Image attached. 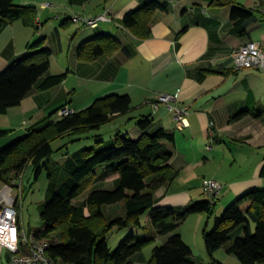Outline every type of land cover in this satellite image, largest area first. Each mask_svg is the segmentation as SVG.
I'll use <instances>...</instances> for the list:
<instances>
[{
    "label": "crops",
    "instance_id": "obj_1",
    "mask_svg": "<svg viewBox=\"0 0 264 264\" xmlns=\"http://www.w3.org/2000/svg\"><path fill=\"white\" fill-rule=\"evenodd\" d=\"M38 1L41 10L40 13L37 10L36 19L40 27L38 38L33 28L24 26L20 20L5 23L0 33V72L27 55L31 51L29 44L43 38L42 46L51 51L49 73H66V76L53 87L34 89L19 105L0 114V129L11 130L0 137V149L14 141L17 134L23 136L29 128L59 119L57 111L62 107L79 111L98 97L128 94L132 110L89 133L99 135L102 141L97 146L112 139L104 138L106 133H122L121 129L137 139L142 133L137 126L141 116L152 120L146 130L148 133L159 129L173 132L174 142L165 145L172 150L170 164L178 175L156 190V206L185 207L205 200L200 182L206 177L222 184L217 204L232 201L252 187H264L261 174L264 164V71L235 69L232 57L233 51L243 43L264 41V16L259 10L261 0H250V4L234 0L253 10L257 17L243 35L232 32L229 3L170 0L167 10L157 9L150 15L147 36L138 35L145 29L135 34L122 24L124 15L146 0H87L83 4H70L67 0H14L21 5H35ZM47 2L49 5L44 7ZM47 10H52L49 13L52 16ZM105 11L110 20L96 28L85 27L71 19L75 14L94 17ZM49 17L54 20L47 30ZM101 33L114 36L121 49L91 61L78 60L79 44ZM65 41L68 43L64 44ZM219 67L222 72L212 71ZM163 94H177L175 103L187 109L188 126L182 130L176 128L167 104L159 102L157 107L152 106ZM65 157L56 161L62 163ZM116 178V174L111 175L100 180L97 186L112 188ZM120 209L121 204L107 206L109 212ZM211 217L206 221V228ZM179 233L190 246L195 264H211L214 260L227 264L225 259L241 264L223 247L212 256L206 254L205 257L203 253L197 256L193 244ZM242 234V227L231 232L232 237ZM168 236L163 237L164 242ZM6 252L0 246L1 264H4ZM149 257L142 249L134 253L130 261L147 264ZM206 258L212 262H205Z\"/></svg>",
    "mask_w": 264,
    "mask_h": 264
},
{
    "label": "trees",
    "instance_id": "obj_2",
    "mask_svg": "<svg viewBox=\"0 0 264 264\" xmlns=\"http://www.w3.org/2000/svg\"><path fill=\"white\" fill-rule=\"evenodd\" d=\"M67 1L83 4L87 0ZM217 2L231 5L233 33L245 34L247 26L257 19L253 10L234 0ZM169 3L170 0H146L129 10L122 24L135 34L145 29L138 35L147 36L150 15L157 9L167 10ZM36 19L35 5L0 0V33L6 22L15 20L33 28L35 33L39 32ZM42 43L43 38H40L29 44L31 51L27 55L0 72V114L19 105L34 89L45 90L65 79L66 73H49L51 51ZM119 49L121 44L114 36L101 33L81 42L76 54L78 60L91 61ZM212 71L222 72L220 67ZM132 108L128 94L98 97L79 111L29 128L23 136L0 149V184H10L18 179L28 164L33 167L35 180L45 171L46 198L39 204L43 226L30 229V233L44 238L49 244L47 254L61 264H132L130 257L134 253L154 243L157 236L167 235L163 244L153 246L147 264H195L190 246L177 229L191 214L213 216L217 200L197 201L185 207L155 205L156 190L178 175L170 164L172 150L165 145L174 142L173 132L159 129L150 134L146 130L152 120L141 116L137 126L142 133L137 139L127 133H117L103 146L65 153L62 163L51 159L54 152L68 143L54 148V141L71 136L75 137L72 142L80 140L89 132L129 113ZM10 132V129H0V137ZM94 137L97 145L100 144L99 135ZM114 174L117 175L114 187L97 186L100 180ZM261 174L264 175V164ZM85 191L86 196L79 199ZM115 204H121L120 211H107V206ZM243 204L246 207L242 208ZM145 213L149 215L153 233L142 224ZM128 227L142 232L128 234L115 250H111L106 235L114 228ZM238 227H242L243 234L232 237L231 232ZM203 240L210 256L223 247L241 264H264V187H252L239 194L215 217L212 229L203 230ZM5 257L9 261L10 253L6 252ZM211 264L223 263L214 260Z\"/></svg>",
    "mask_w": 264,
    "mask_h": 264
},
{
    "label": "built area",
    "instance_id": "obj_3",
    "mask_svg": "<svg viewBox=\"0 0 264 264\" xmlns=\"http://www.w3.org/2000/svg\"><path fill=\"white\" fill-rule=\"evenodd\" d=\"M48 5L45 3L43 6ZM259 10L264 16V0H261ZM71 19L85 27L96 28L101 22L109 21L110 17L105 11L94 17L75 14ZM232 57L235 69L258 68L264 71V41H247L233 51ZM176 99L177 94H163L152 102V106L157 107L159 102L167 104L176 128L182 130L188 126L187 109L175 103ZM73 112L74 110L69 107H62L57 114L62 117ZM209 126H213L212 121L209 122ZM18 179L0 186V246L10 253L8 264H61L58 259L47 254L49 244L44 238L33 233L28 234L22 225H19L21 176ZM202 187L209 199L218 200L222 191L220 182L213 178H203ZM15 189L17 193H14Z\"/></svg>",
    "mask_w": 264,
    "mask_h": 264
},
{
    "label": "rangeland",
    "instance_id": "obj_4",
    "mask_svg": "<svg viewBox=\"0 0 264 264\" xmlns=\"http://www.w3.org/2000/svg\"><path fill=\"white\" fill-rule=\"evenodd\" d=\"M52 1V0H50ZM40 1H38V3H36V7L38 12L40 13ZM240 2H242L243 4H250L249 2H251L250 0H240ZM48 3V2H47ZM248 6V5H246ZM252 6V5H251ZM52 10H47V14L49 16H52V14H49ZM45 13V12H44ZM53 17H49V19H47V30L50 29V25L51 22L53 21ZM103 23V22H101ZM69 26H73V24H69ZM39 33H35V37L38 38ZM65 40V38H64ZM68 42L65 41L64 44H67ZM60 59H63L62 56ZM124 128V127H122ZM122 133H125V129H121ZM23 132V131H22ZM22 133L17 134L16 139L20 138L22 135ZM110 134V135H109ZM116 135V132L114 133H106V137L104 138H108V140L110 138H114ZM19 136V137H18ZM75 137H64L62 139H58L56 141L53 142L52 146L54 148L59 147L60 145L67 143V146L54 152L51 156L52 160H57L60 157H62L63 155H65V153L67 152H72L74 150H77L79 148H89V147H94L96 148L97 143H96V137L93 136V134L88 133L87 135H84V137H82L80 140L74 141L72 142V139ZM14 139V140H16ZM96 150V149H95ZM97 169H102L101 167H98ZM205 172L206 171H202ZM22 195H21V199L19 201V205L21 207V223L22 226L24 228V230L29 234L30 233V229L35 230L38 228H41L43 226V220L41 219L40 216V211H39V204L45 200L46 198V191H47V176L45 171H42L41 174L38 176V178L35 180L34 178V173H33V167L31 164H28L22 175ZM206 178H211V177H206ZM203 178L201 179L200 184L202 183ZM19 181V179H18ZM202 190H203V196L206 198L205 200H208L209 197L207 196V194L204 192V189L202 187V185H200ZM15 191L17 192V189H15ZM222 192V191H221ZM87 191L83 192V194H81V196L79 197V199H82L84 196H86ZM222 193H220L221 195ZM221 197V196H219ZM222 199V198H221ZM236 199H233L232 201H227L225 203H219L217 204V212L216 214L214 213V215L210 218V223L206 228V221L208 220V217L205 213H194L191 214L184 222L183 224H181V226L178 228L177 232H182L184 234V238L191 242L193 244L194 247V254H197V256H199V254L203 253L205 254L206 257V251H205V247H204V240H203V229L206 228L207 231H210L214 225V220L216 216H219L224 209H226L230 204H232ZM243 208V206H242ZM142 224L144 226H146V230L153 233L154 229L151 225L150 219L148 214H145L142 219ZM131 233H137V230L135 228H114L111 232H109L106 235V239H107V243L108 246L110 247L111 250H115L119 243L128 235ZM197 234V235H196ZM164 236H157L154 243L147 245L144 249L145 253L150 256L151 254V250L153 248L154 245H160L163 244L164 240H163ZM202 254V255H203ZM235 259V258H234ZM3 263L7 264V260L6 257H4L3 259ZM227 264H239V262L235 259L234 261L237 262H233L231 260L225 259ZM205 262H212L210 260V258H206Z\"/></svg>",
    "mask_w": 264,
    "mask_h": 264
}]
</instances>
